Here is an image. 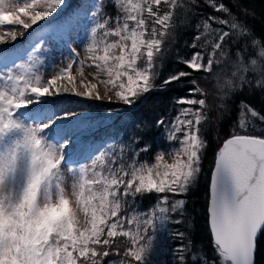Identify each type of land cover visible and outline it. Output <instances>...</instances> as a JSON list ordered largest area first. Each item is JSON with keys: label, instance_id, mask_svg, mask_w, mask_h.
I'll return each instance as SVG.
<instances>
[{"label": "snow or ice", "instance_id": "6c2138e0", "mask_svg": "<svg viewBox=\"0 0 264 264\" xmlns=\"http://www.w3.org/2000/svg\"><path fill=\"white\" fill-rule=\"evenodd\" d=\"M205 6L212 11H197ZM234 7L237 13L223 0H0V26L8 29L0 32V264H264V106L241 101L214 152L211 255L174 227L186 225L183 197L209 149L208 93L193 71L215 80L221 109L237 90L264 93V39L246 23L247 9ZM181 15L197 18L194 51L176 57L187 70L161 79ZM173 83L187 94L173 97L166 114L152 123L129 115L125 132L113 126L122 106L147 104L148 94ZM77 98L116 106L97 120ZM100 127L107 131L99 141L82 140ZM152 129L167 146L144 141ZM146 194L155 203L139 210Z\"/></svg>", "mask_w": 264, "mask_h": 264}, {"label": "trees", "instance_id": "16d2710c", "mask_svg": "<svg viewBox=\"0 0 264 264\" xmlns=\"http://www.w3.org/2000/svg\"><path fill=\"white\" fill-rule=\"evenodd\" d=\"M227 4L233 13H237L239 10L234 7V4L239 3L242 8L247 9L249 15L244 18L246 23L250 26L255 38L264 39V0H223ZM69 5L75 6L78 3V0H68ZM197 11L202 13H209L212 11L210 7H202ZM197 23V18L195 17H184L180 16L177 19V27L174 34V37L167 43V52L162 61V67L160 69V78L163 79L167 76V72L171 69L170 61L174 56L180 54L181 52L188 53L189 51H194L189 47L191 42L196 35L194 25ZM186 47H189L188 50ZM237 45H233L230 48V55L233 56L236 51ZM184 49V51H183ZM184 53V54H186ZM174 69H184V65L178 64L172 68ZM218 70V69H217ZM205 76H208L205 79ZM192 79H196L198 84L205 89L208 93V104L209 108V120L204 127V135L209 142V149L206 153V158L203 162V172L197 182V184L192 188V190L184 196V199L187 200L186 204V225H175V227L180 228L181 230L190 231V235L193 241L197 244H202L205 251L211 255V245H210V236L206 228V207H207V194H208V182H209V170L211 167V161L214 156V152L217 149V146L222 143V140L228 137L229 130L233 123L237 120L238 106L241 101L247 102L256 108H261L264 106V93L253 90L249 93L248 89L237 90L233 92L230 97H228L224 103L226 104L225 109L220 108V98L217 90L215 88V80L211 75L205 74L203 72L193 71ZM159 83V81H157ZM187 89L178 87L175 83L170 85L164 91H153L147 95L146 99L148 100L147 104L129 108L126 106L123 108V113H113L111 121L113 126L118 128L121 132H125L124 120L131 115L133 118L140 117L142 120L152 123L154 121V113L163 106L162 99L171 92H182ZM92 118L94 119H103L105 114L102 111L103 106L95 103L92 106ZM160 109V110H161ZM107 131L104 127H100L95 131H90L83 134L85 140H95L99 141L100 137ZM144 141L152 143L154 146L159 140V143L166 144L163 141V137L158 131V129H152L147 133H142ZM127 139V135H125ZM142 146V145H141ZM151 151L147 154L142 153L141 159H145L146 156H151ZM155 196L152 194H146L143 197H138L136 205L140 208H149L154 204ZM173 246L179 243V241H173Z\"/></svg>", "mask_w": 264, "mask_h": 264}, {"label": "rangeland", "instance_id": "374dc122", "mask_svg": "<svg viewBox=\"0 0 264 264\" xmlns=\"http://www.w3.org/2000/svg\"><path fill=\"white\" fill-rule=\"evenodd\" d=\"M41 23H43V22H41ZM15 27H19V26H15ZM35 27V26H34ZM6 30H8L6 27H3V26H0V32H3V31H6ZM29 31H31V30H29ZM18 42L19 43H21V44H24V46L26 47L27 46V44L25 43V41H24V38L19 34V32H18ZM9 46H11V44H9ZM73 47H77V49L78 50H80V48H79V45L78 44H76V43H73V45H72ZM187 49H185V50H188V48L189 47H186ZM183 51H184V49H183ZM193 51H189L188 53H186V52H181L180 54H177L176 56H174L173 57V59L170 61V64H171V69H169L168 70V72H167V74L169 73V72H171L172 71V68L176 65V57L177 56H181V57H188L191 53H192ZM184 53H186V54H184ZM65 55H66V53H65ZM81 55L83 56V52L81 51ZM59 62V54H57V63ZM91 71V69H88L87 67L85 68V76L87 77L88 76V73ZM89 79H91V77H88ZM77 81H79V77L77 78ZM92 82H95L94 80L92 81ZM201 87V86H200ZM203 88V87H202ZM81 90H83L82 88H81ZM187 94V89H185V90H183L182 92L180 91V92H171V93H168L164 98L165 99H162V105L161 106H163L162 107V109L160 110H158L157 111V113H154V116L156 117L157 116V114H160V115H164V114H166L167 112H168V110H169V107H170V102H171V100H172V98L173 97H182V96H185ZM78 99V101H79V103L80 104H83V105H85V106H87V107H89L90 109H91V111L93 112V109H92V106L95 104V103H97V104H99V105H101V106H103L104 108H108V107H114V106H116L115 104H111V103H109L108 101H97V102H92V101H89V100H87V99H83V98H77ZM117 104L119 103V102H116ZM73 107L74 108H76V110L77 111H81V109L80 108H78V107H76V105H73ZM123 108H125L126 106H122ZM159 132H160V134H161V130H158ZM81 138H82V140L83 141H89V140H85V138H84V136H83V134H82V136H81ZM165 146H167L166 144H165ZM150 157L151 156H146L145 157V159L146 158H148V159H150ZM166 159H169V157H167L166 156ZM184 198V197H183ZM154 203H155V201H154ZM138 208H139V210H146V209H148V208H140L139 206H138ZM175 227V226H174Z\"/></svg>", "mask_w": 264, "mask_h": 264}]
</instances>
